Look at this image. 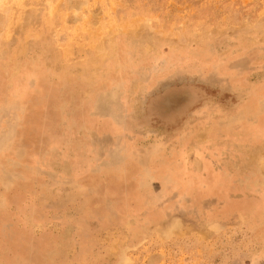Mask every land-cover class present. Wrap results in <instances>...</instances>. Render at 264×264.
<instances>
[{
	"label": "rangeland",
	"instance_id": "rangeland-1",
	"mask_svg": "<svg viewBox=\"0 0 264 264\" xmlns=\"http://www.w3.org/2000/svg\"><path fill=\"white\" fill-rule=\"evenodd\" d=\"M0 264H264V0H0Z\"/></svg>",
	"mask_w": 264,
	"mask_h": 264
}]
</instances>
